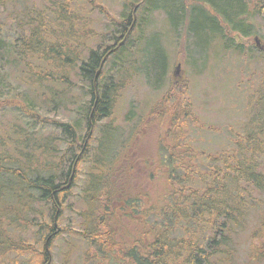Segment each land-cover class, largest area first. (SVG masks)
<instances>
[{
  "label": "trees",
  "instance_id": "trees-1",
  "mask_svg": "<svg viewBox=\"0 0 264 264\" xmlns=\"http://www.w3.org/2000/svg\"><path fill=\"white\" fill-rule=\"evenodd\" d=\"M17 1L26 3L28 0H0V8L6 9ZM45 1L52 13L48 20L44 21L41 13L36 15L34 8L31 11L21 8L18 13L22 14L21 20L17 14L13 17L10 14L17 31L12 40L0 36V96L5 88L2 69L8 63L21 66L17 82L34 93L31 97L24 94L22 97L24 107L30 110L39 107L37 94L41 98L44 88L52 101L59 95L51 94L48 89L61 86L66 96L72 91L71 75L77 76L80 82H87L89 88H85V93L80 91L70 98L71 103L78 101L80 117L71 124L60 125L68 144H77L79 152L65 151L55 164L47 161L42 164L37 158L31 162V154H27L24 157L27 161L25 168L6 169L0 164V175L8 174L16 181L11 184L12 189L18 192L16 200L32 191L38 193L37 200L51 202L53 220L62 205L59 203L60 195L70 190V186L68 189L64 187L72 170H76L86 153V140L93 135L94 125L111 116L116 96L123 86L121 80L123 76L126 78L128 66L136 63L135 52L139 51L142 59L134 74L143 76L149 87L158 88L167 77V58L159 36L152 34L140 47L144 25L150 18L156 13L163 14L176 36L185 34L188 58L197 66L192 60V52L203 55L211 40L219 39L224 49L243 54L245 49L241 44H235L234 35L232 38L228 36L234 32L244 37L252 35V18L255 16L252 14L259 11L256 9L253 13L247 0H132L128 6L123 4L119 21L115 22L109 10L100 3L102 0ZM88 6L107 19L111 26L108 30L100 34L93 31V22L87 20ZM107 32H110L109 39L101 35H107ZM104 39L106 45H103ZM120 42L123 43L120 45ZM109 71L111 73L107 75ZM82 93L90 98L84 106H81ZM255 97L258 105L256 116H251L242 129L243 134L230 140V145L226 142L222 151L206 154V151L195 150L196 158L193 159L191 154L195 151L177 140L167 148L172 152L168 153V164L164 165L166 191L162 205L153 209L145 210L139 199L118 191L116 184L110 182L115 173L111 165L123 157L126 144L118 146L114 140L103 147L90 165L94 180H89L92 183L88 182L83 190L84 203L89 205V225L81 237L87 247L95 251L90 256L85 253V263L97 264L94 263L96 260L100 263L94 258L101 257L109 264H239L237 255L245 233L248 255L242 264L263 263L264 171L261 168L264 166V81L256 87ZM176 113L177 109L174 119L178 118ZM82 121L87 126V136L81 145L84 137L80 132L76 133L82 131ZM178 128L179 133L173 135L176 138L186 132L183 127ZM97 134L104 138V131ZM118 136L114 134V138ZM109 146H112L110 151L113 147L119 151L110 152L107 150ZM60 165L62 168L65 166L63 173L57 171ZM90 192L92 194L88 196ZM29 197L34 198L31 194ZM22 201L19 200L18 204ZM22 203L24 205L25 202ZM116 204H120L119 211L124 212V216L127 214L126 219L133 221L138 217L143 221L140 232L128 238V242L114 240L113 222L118 218L111 222V217L117 212ZM3 206L0 199V213L9 212ZM13 210L20 215L18 209ZM251 214L254 221L249 230ZM14 221L13 216L11 224ZM1 226L0 223V255L8 249L20 250L16 245V248H11L12 244H5L6 236ZM48 227L47 246L57 236L53 225ZM45 242L40 260L47 262L49 256Z\"/></svg>",
  "mask_w": 264,
  "mask_h": 264
},
{
  "label": "rangeland",
  "instance_id": "rangeland-1",
  "mask_svg": "<svg viewBox=\"0 0 264 264\" xmlns=\"http://www.w3.org/2000/svg\"><path fill=\"white\" fill-rule=\"evenodd\" d=\"M131 1L102 0L100 3L109 10L113 20L118 22L123 4L127 3L128 6ZM255 2L256 0H247L248 8L253 13L256 9L259 11L258 14H252L255 15L252 18L254 33L248 37L236 32L228 36L234 35L235 44H241L245 49L244 53L224 49L219 39L211 40L203 55L196 51L191 54L198 67L188 58L185 34L176 36L163 14L156 13L150 18L144 25L146 27L143 28L144 38L140 47L148 42L152 34L159 36L161 48L167 58V77L158 88L149 87L143 76L141 78L137 73L134 74L142 59L141 53L135 52L136 63L128 66L126 78L123 76L121 80L123 86L116 96L111 116L96 123L93 135L86 140V153L73 173L70 190L60 195L59 203H62V207L57 209L56 219L55 216L51 219V202L37 200L38 193L28 192V195L19 199L25 202L24 205L22 202L18 204V192L11 187L16 181L8 174L0 175V199L3 207L10 212L0 213L1 228L6 236L5 244L7 242L12 244L11 248H16L15 245L21 248L5 251L0 255V264H45V260H40V254L49 232L48 226L52 225L54 231L58 232L48 246L50 264H88L84 260L85 253L88 252L90 256L95 251L87 247L81 237L89 225V205L84 203L86 197L83 196V190L87 188L89 180H94V171L90 165L100 150L114 140L118 146L126 144V151L123 157L117 158L111 165L115 173L110 182L116 184L118 191L139 199L141 207L149 210L162 205L167 185L164 165L168 164V153L172 152L167 148L173 146L176 140L181 145H188L192 151H206L207 154L222 151L226 148V142L230 145V140L243 134L242 129L248 120L252 115L256 116L258 105L255 91L264 81V0H259L256 7ZM23 7L30 11L34 8L36 15L40 16L41 13L44 21L52 15L45 0H28L26 3L17 1L6 9L0 8V30H3L0 31V36L12 40L17 31L12 17L17 14L20 19L22 14L18 13ZM91 8L92 6H88L87 20L93 22V31L100 34L105 29L108 30L111 26L107 24V19ZM109 34L110 32L101 35L109 39ZM105 39L103 45H106ZM90 45L94 46L93 43ZM20 71L19 64L11 66L8 63L2 69L5 88L0 96L1 166L14 170L25 168L27 161L24 157L27 154H31V162L37 158L42 164L44 161L55 164L63 153L69 151L78 154V145L68 144L60 125L71 124L80 117L78 101L71 103L70 98L77 96L80 91L85 93V88H89L87 82H80L77 76L71 75L72 91L67 92L66 96L61 86L55 85L48 89L51 94L59 95L52 101L48 99L47 89L44 88L41 98L37 94L39 107L30 110L24 107L22 97L23 94L31 97L34 93L17 82ZM110 73L109 71L107 75ZM83 95L82 93L81 106L90 99ZM175 109L177 119H174ZM182 114L184 115L180 118ZM82 122V131L76 133L80 132L81 137H84L81 145L87 136V126ZM178 126L183 127L186 132L176 138L173 135L179 133ZM100 131H104V138L97 134ZM114 134L119 136L114 138ZM23 144L27 145L21 147ZM111 148L109 146L107 150L110 151ZM111 151L118 152L119 148L113 147ZM196 151L193 155L190 152L193 159L196 158ZM164 157L166 159L163 164ZM64 168L60 165L57 171L63 173ZM261 169L264 171V166ZM30 194L33 199L29 197ZM91 194L90 192L88 196ZM114 206L117 212L111 217V222L114 218L118 219L113 222L116 239L114 236L113 238L117 242H128V238L140 232L143 221L138 217L133 221L126 219L127 214L124 216V212L119 211L120 204ZM13 208L18 209L20 215H16ZM10 214L16 219L13 224V216ZM249 220L251 230L254 221L252 214ZM245 235L247 233L241 237L242 243L237 255L239 264L244 263L248 255ZM94 259H98L101 264H109L101 260V257ZM94 263L100 264L97 260Z\"/></svg>",
  "mask_w": 264,
  "mask_h": 264
},
{
  "label": "water",
  "instance_id": "water-1",
  "mask_svg": "<svg viewBox=\"0 0 264 264\" xmlns=\"http://www.w3.org/2000/svg\"><path fill=\"white\" fill-rule=\"evenodd\" d=\"M123 42H120V45L122 44ZM178 69H179V66H177V68H176V70L178 71ZM97 76H98V72H97V74H96V78H97ZM73 173H74V169L72 170V174H71V176H70V178H69V182L66 184V186L64 187V188H69V186H70V182H71V180H72V177H73ZM55 219H56V216H55ZM58 232V230L56 231V233ZM47 243H48V240H46V242H45V247H46V250H47V253H48V256H49V260L45 263V264H50V254H49V251H48V246H47Z\"/></svg>",
  "mask_w": 264,
  "mask_h": 264
}]
</instances>
